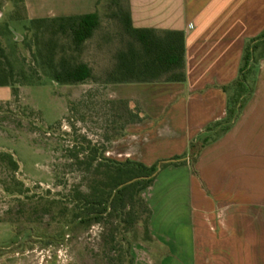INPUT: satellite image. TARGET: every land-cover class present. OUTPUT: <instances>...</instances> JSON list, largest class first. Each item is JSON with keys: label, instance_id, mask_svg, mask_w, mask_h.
Segmentation results:
<instances>
[{"label": "crops", "instance_id": "obj_1", "mask_svg": "<svg viewBox=\"0 0 264 264\" xmlns=\"http://www.w3.org/2000/svg\"><path fill=\"white\" fill-rule=\"evenodd\" d=\"M101 0H24L28 20L98 14ZM133 29L184 37L185 80L115 84L143 120L129 124L106 158L145 167L189 156L227 115L246 43L264 33V0H128ZM231 128L196 161L160 171L141 192L149 240L133 264H264V56ZM7 87H0L6 98ZM159 181H155L157 185Z\"/></svg>", "mask_w": 264, "mask_h": 264}, {"label": "rangeland", "instance_id": "obj_2", "mask_svg": "<svg viewBox=\"0 0 264 264\" xmlns=\"http://www.w3.org/2000/svg\"><path fill=\"white\" fill-rule=\"evenodd\" d=\"M125 13L126 0H101L98 27L76 48L69 31L36 34L22 4L0 0V44L14 73L7 97H0V264H61V250L68 264H133L132 246L146 241V213L131 226L124 215L88 225L68 224L63 210L73 206L76 190L89 192L98 162L88 167L91 160L106 158L114 137H122L133 121L128 110L136 104L127 106L111 81L117 56L133 41L124 27ZM48 44L54 65L61 58L84 63L90 79L57 84ZM262 53L264 44L256 56ZM237 93L233 86L231 97ZM160 162L155 163L159 169ZM164 169L152 187H160L158 174Z\"/></svg>", "mask_w": 264, "mask_h": 264}, {"label": "trees", "instance_id": "obj_3", "mask_svg": "<svg viewBox=\"0 0 264 264\" xmlns=\"http://www.w3.org/2000/svg\"><path fill=\"white\" fill-rule=\"evenodd\" d=\"M22 4L25 12L24 0H17ZM100 17L98 14H90L74 17H60L51 19L30 20L34 25L36 34L50 32L51 35L66 34L68 31L72 35V42L76 48L80 47L88 40L93 31L98 27ZM123 23L126 32L131 35L133 41L127 45V50L117 56L116 69L111 81L115 84L126 83H151V82H183L185 80V52L184 37L178 32L157 33L153 30H136L132 28L128 0H126V13L123 16ZM264 44V33L246 43L242 58L238 78L233 86L237 88L236 97H229L226 118L206 130L204 136L196 139L190 144L189 156L182 155L174 157L168 161L160 162V169L166 167H180L196 161L200 149L227 132L233 125L240 109L243 99L250 95L251 88L247 87L248 75L256 66L258 59L264 53L256 56L257 50ZM47 59L50 63L52 79L61 85L80 84L91 77L90 68L84 63H75L70 58H61L54 65V51L48 44ZM14 80L13 69L8 62L4 50L0 44V87L12 86ZM127 106L129 102H124ZM130 116L134 124L143 120L138 106L129 108ZM118 137H114L117 139ZM14 169L16 163L11 157H7ZM98 161L91 172L89 192L82 193L78 190L70 199L72 207H64V212L68 214V224H88L100 223L104 218H114L118 220L123 215L124 222L132 225L140 219L141 213L147 214V224L145 229L146 241L149 240L148 224L150 209L140 197L141 192L150 187L157 172V164L151 167L132 161L117 162L114 160L99 157L93 158L92 163ZM89 170V168H88ZM87 170V171H88ZM90 172V170H89ZM142 178L131 184L126 182ZM124 185L122 188H119ZM137 207L141 209L138 210ZM121 222H118V226Z\"/></svg>", "mask_w": 264, "mask_h": 264}, {"label": "clouds", "instance_id": "obj_4", "mask_svg": "<svg viewBox=\"0 0 264 264\" xmlns=\"http://www.w3.org/2000/svg\"><path fill=\"white\" fill-rule=\"evenodd\" d=\"M60 255L62 257L61 264H68L69 257L66 255V252L61 250Z\"/></svg>", "mask_w": 264, "mask_h": 264}, {"label": "water", "instance_id": "obj_5", "mask_svg": "<svg viewBox=\"0 0 264 264\" xmlns=\"http://www.w3.org/2000/svg\"><path fill=\"white\" fill-rule=\"evenodd\" d=\"M141 179H142V178H136V179L130 180V181L126 182L124 185L131 184V183H133V182H135V181H138V180H141ZM124 185H121L119 188H122Z\"/></svg>", "mask_w": 264, "mask_h": 264}]
</instances>
